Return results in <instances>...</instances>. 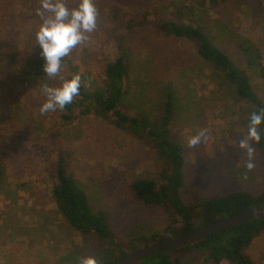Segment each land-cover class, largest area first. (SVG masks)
I'll list each match as a JSON object with an SVG mask.
<instances>
[{
	"label": "rangeland",
	"instance_id": "rangeland-1",
	"mask_svg": "<svg viewBox=\"0 0 264 264\" xmlns=\"http://www.w3.org/2000/svg\"><path fill=\"white\" fill-rule=\"evenodd\" d=\"M172 1L183 11L186 5L192 7L191 16L209 38L247 69L264 104L263 79L246 62L250 57L264 64V0H93L97 27L88 41L62 60L55 78L43 71L35 39L40 0H0V140L8 151L0 179V264H77L93 255L94 241L70 226L55 206L47 168L58 150L67 153V168L91 207L106 211L117 240L170 222L168 212L143 204L130 188L136 178L160 180L165 169L149 144L92 114L65 123L61 110L40 112L46 98L43 83L56 87L60 77L75 73L82 74L85 87L101 82L106 61L114 57L113 35L124 37L122 46L130 60L125 107L154 116L166 94L173 95L172 131L183 145L185 161L183 201L197 203L233 190L253 195L264 191V158L256 144L257 166L247 180L243 179L247 156L238 148L255 106L238 98L223 75L197 56L191 42L166 36L151 24L133 32L113 29L109 7L138 15ZM64 2L73 8L79 0ZM169 13L172 10L155 11L150 19ZM202 131L210 139L202 137L201 143L189 147V138ZM246 252L255 264H264V232L253 238ZM168 255L176 264L209 263L202 251Z\"/></svg>",
	"mask_w": 264,
	"mask_h": 264
},
{
	"label": "trees",
	"instance_id": "trees-1",
	"mask_svg": "<svg viewBox=\"0 0 264 264\" xmlns=\"http://www.w3.org/2000/svg\"><path fill=\"white\" fill-rule=\"evenodd\" d=\"M178 4L177 1H172L161 5L157 10L146 9L138 15H132L129 11L112 6L108 8V14L113 22V29L123 27L128 32H133L137 28L151 24L156 31L166 36L191 42L197 56L223 75V78L233 86L238 98L252 103L255 111L264 109V104L253 87L247 69L240 68L209 38L203 27L191 16V6L186 5L183 7L186 11H183ZM169 10L173 13L156 21L150 19V15L155 11L164 13ZM112 39L115 41L114 57L106 61L101 82L89 87L81 83L80 94L61 111V118L63 122L69 123L79 115L92 114L149 144L157 157L164 162L165 169L160 180L136 178L130 182V188L143 204L158 206L168 212L170 222L150 233L117 240L110 228L106 211L94 210L91 207L87 193L67 168L65 160L67 153L58 150L54 161H51L47 168L55 206L70 226L94 241L93 247L98 251H93L92 256H95L98 262L110 261L128 253L125 248L134 251L168 237H177L196 227L225 216H232L250 205L264 201V191L253 195L243 190L203 197L197 203L183 201L181 192L185 183V161L183 145L172 131L173 95L170 92L166 94L158 113L154 116L125 107L128 92L126 79L130 70V60L122 46L124 37L113 35ZM246 62L264 82V64L261 61L254 62L250 57ZM256 147L264 158L263 134ZM7 154L8 151L0 140V179L4 173L3 159ZM263 232L264 218L250 219L228 229L212 232L176 249L145 256L132 264H176L168 254L184 251L205 252L208 264H219L222 260H226L228 264H255L246 249L253 238Z\"/></svg>",
	"mask_w": 264,
	"mask_h": 264
},
{
	"label": "clouds",
	"instance_id": "clouds-1",
	"mask_svg": "<svg viewBox=\"0 0 264 264\" xmlns=\"http://www.w3.org/2000/svg\"><path fill=\"white\" fill-rule=\"evenodd\" d=\"M38 15L41 23L35 33L36 44L41 49L44 60L43 71L49 78L59 76L62 60L69 56L78 45L89 40V35L97 27L98 10L93 0H79L76 7L69 8L64 0H40ZM82 74H72L70 78L60 77L59 86L41 85L45 100L40 106L41 114L64 110L73 98L80 94ZM264 109L254 111L249 116L247 135L238 142L247 159L244 162L243 179H248V172L256 168V151L253 144L261 141L264 129ZM210 139L202 131L189 138L187 144L194 147L201 143V138ZM77 264H98L95 256L87 255L80 258Z\"/></svg>",
	"mask_w": 264,
	"mask_h": 264
},
{
	"label": "water",
	"instance_id": "water-1",
	"mask_svg": "<svg viewBox=\"0 0 264 264\" xmlns=\"http://www.w3.org/2000/svg\"><path fill=\"white\" fill-rule=\"evenodd\" d=\"M264 218V201L250 205L237 214L232 216H225L217 220L211 221L190 231H187L177 237H168L163 240L157 241L151 245L142 246L134 251L125 253L116 259L110 260L103 264H132L139 259L153 255L161 251H170L178 247L195 242L200 238L216 231L228 229L237 224L245 222L250 219H263Z\"/></svg>",
	"mask_w": 264,
	"mask_h": 264
}]
</instances>
